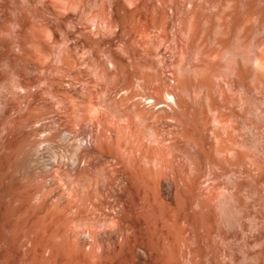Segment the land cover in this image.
<instances>
[{
    "label": "rangeland",
    "instance_id": "1",
    "mask_svg": "<svg viewBox=\"0 0 264 264\" xmlns=\"http://www.w3.org/2000/svg\"><path fill=\"white\" fill-rule=\"evenodd\" d=\"M115 52L145 56L159 111L177 110L174 145L159 148L173 172L162 223L174 216L192 252L182 257L170 221L156 263L264 264V0H0V104L30 64L56 71L64 59L87 76Z\"/></svg>",
    "mask_w": 264,
    "mask_h": 264
},
{
    "label": "bare ground",
    "instance_id": "2",
    "mask_svg": "<svg viewBox=\"0 0 264 264\" xmlns=\"http://www.w3.org/2000/svg\"><path fill=\"white\" fill-rule=\"evenodd\" d=\"M131 56L108 54L117 72L100 64L90 77L64 59L56 71L30 64L0 104V212L16 216L0 225V264H157L169 224L179 226L162 223L173 172L168 157L159 163L177 110L159 111L160 78ZM184 232L172 236L182 257L192 252Z\"/></svg>",
    "mask_w": 264,
    "mask_h": 264
}]
</instances>
